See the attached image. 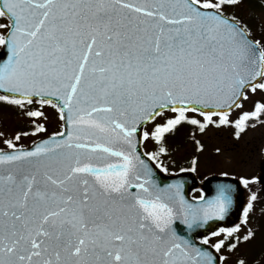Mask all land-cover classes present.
I'll list each match as a JSON object with an SVG mask.
<instances>
[{"label": "snow or ice", "instance_id": "obj_1", "mask_svg": "<svg viewBox=\"0 0 264 264\" xmlns=\"http://www.w3.org/2000/svg\"><path fill=\"white\" fill-rule=\"evenodd\" d=\"M244 3L0 0V104L31 118V135L46 132L45 106L62 121L31 148L16 143L28 132L2 141L0 264H223L222 249L254 238L241 224L257 200L249 186L264 175L190 202L180 182L161 186L149 163L168 172L160 156L182 125L202 151L197 132L231 127L239 139L250 121L264 124V101L232 117L249 90L264 92V37L236 14ZM148 140L157 150L142 153ZM196 166L194 157L180 171ZM237 185L250 193L240 224L197 244L193 231L224 220Z\"/></svg>", "mask_w": 264, "mask_h": 264}, {"label": "rangeland", "instance_id": "obj_2", "mask_svg": "<svg viewBox=\"0 0 264 264\" xmlns=\"http://www.w3.org/2000/svg\"><path fill=\"white\" fill-rule=\"evenodd\" d=\"M254 3V2H253ZM256 6H255V5ZM243 4L242 7L236 9V14L242 17L253 29L257 38L264 37V5L260 0L256 3ZM253 5L257 7L253 8ZM248 99L244 100L243 108L236 109L232 113L235 118L242 111L253 110L254 104L257 101H264V92L257 90V93L248 92ZM33 107H38L34 105ZM13 109V108H12ZM13 110L8 107V110L0 107V148H6L2 143L4 138H14L17 133L27 131L29 135H21V140L16 141L18 147H26L37 138L52 134L60 129V120L57 111L51 106H45V114L48 117L46 121L41 118V122L45 123L46 132L31 135L34 125L30 123L29 117L18 110L17 116L13 115ZM171 115V113H165ZM163 118H157V122H162ZM250 124V123H249ZM19 127V131H14V127ZM152 128L150 124L145 130ZM192 128V127H191ZM25 129V130H23ZM187 140H177L171 145H165L168 149L166 155H161L160 160L168 168L167 173H175L181 168H191V161L195 157L197 159L196 174L203 178L210 174H221L228 172L230 174H242L250 176L254 171L261 167L262 149L264 146V124L256 122L255 127H248L241 137L237 139L234 136V129L231 127H209L204 134L196 133V138L203 144V150L197 151L191 135L188 134ZM184 137V139H185ZM170 141L169 136H166V142ZM153 141H143V149L145 152L156 151L157 148ZM217 149L220 151L217 152ZM196 197V194H193ZM218 239L213 237L211 242ZM221 254L227 257L223 264H233V257L225 249H222ZM234 259V257H233Z\"/></svg>", "mask_w": 264, "mask_h": 264}, {"label": "water", "instance_id": "obj_3", "mask_svg": "<svg viewBox=\"0 0 264 264\" xmlns=\"http://www.w3.org/2000/svg\"><path fill=\"white\" fill-rule=\"evenodd\" d=\"M62 124V123H61ZM43 138V139H47ZM42 140V139H40ZM40 140L36 141L37 143L40 142ZM142 141L139 144V150L142 151ZM33 144L28 147L31 148ZM147 161V157H143ZM150 165L153 167V171L155 172V179L158 180V182L163 186L164 184L174 183V182H180L182 184V191L184 193V196L187 200L190 202H195L194 200L190 199V194L193 190L199 189L203 195H205V198H210L215 195L216 185L221 182H227L236 184V179L229 178V177H218V176H210L206 178L201 184H198L193 173H179L177 175H167L164 174L162 171H160L158 168H155V164L151 161H149ZM263 166H264V156L262 160ZM261 175H264V171ZM262 186V192L264 197V184H260ZM237 191L234 193V204L233 207L229 209L228 213L226 214L224 220H213L209 221L208 225H205L202 228L195 229L192 233L193 239L197 244H199L200 236L208 234L211 230H215L217 227H232L236 224H239L240 218L242 215V208L246 205L248 196L246 195V191L241 188V185H237ZM179 231H181L182 234L187 233L186 226L180 225ZM207 247V246H204ZM213 251L212 249H210ZM215 254V252L213 251Z\"/></svg>", "mask_w": 264, "mask_h": 264}, {"label": "flooded vegetation", "instance_id": "obj_4", "mask_svg": "<svg viewBox=\"0 0 264 264\" xmlns=\"http://www.w3.org/2000/svg\"><path fill=\"white\" fill-rule=\"evenodd\" d=\"M261 162V161H260ZM261 164V163H260ZM263 171L261 167L254 171L250 176H257ZM232 176H244L242 174H230ZM251 191L257 193V200L254 202V209L249 214V222L247 225L241 224V233L243 235L248 228H251L255 233L254 238L249 242L241 243L238 249L229 254L236 256L237 259H233V264H236L238 259H244L246 264H264V204L262 195L260 192L259 184L250 185ZM248 190V189H247ZM249 193V190H248ZM250 194V193H249Z\"/></svg>", "mask_w": 264, "mask_h": 264}, {"label": "trees", "instance_id": "obj_5", "mask_svg": "<svg viewBox=\"0 0 264 264\" xmlns=\"http://www.w3.org/2000/svg\"><path fill=\"white\" fill-rule=\"evenodd\" d=\"M255 3V0H245V3L244 4H247V3H251V4H254ZM255 5V4H254ZM253 5V8H257V7H255ZM0 107L1 108H5L6 110H8V107H10V109L11 110H13L12 108H11V106H9V105H6V104H2V105H0ZM14 112V111H13ZM14 114V113H13ZM188 127L186 126V125H182V126H180L179 128H178V130L176 131V133L175 134H172V133H169V134H167L168 136H169V138H170V141H167L166 143L168 144V145H171L172 143H175V141H177V140H182L183 139V141L187 138V137H185V134L187 133V132H189L188 131ZM188 134V133H187ZM184 137H185V139H184Z\"/></svg>", "mask_w": 264, "mask_h": 264}]
</instances>
